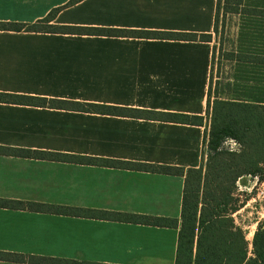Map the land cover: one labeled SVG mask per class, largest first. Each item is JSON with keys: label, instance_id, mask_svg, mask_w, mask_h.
<instances>
[{"label": "crops", "instance_id": "crops-1", "mask_svg": "<svg viewBox=\"0 0 264 264\" xmlns=\"http://www.w3.org/2000/svg\"><path fill=\"white\" fill-rule=\"evenodd\" d=\"M217 0H0V21L212 34ZM213 45L0 31V92L206 116ZM207 123V122H206ZM209 125V123H208ZM207 124L0 103V148L184 168ZM185 178L6 154L0 198L180 222ZM176 228L0 208V264H175Z\"/></svg>", "mask_w": 264, "mask_h": 264}, {"label": "trees", "instance_id": "trees-1", "mask_svg": "<svg viewBox=\"0 0 264 264\" xmlns=\"http://www.w3.org/2000/svg\"><path fill=\"white\" fill-rule=\"evenodd\" d=\"M77 0H72V2ZM220 11L238 18L237 36L221 59L230 63L229 78L218 83L213 92L212 74L207 95L206 116L150 109L104 105L91 102L35 97L0 92V103L46 107L84 113L158 120L204 126L203 147L208 148L207 162L199 168H184L106 159L74 157L44 151L0 148L6 154L39 159H57L91 165L130 168L185 178L182 212L177 219L86 210L71 206L22 202L0 198V208L58 215H94L164 228H176L178 248L175 264H264V223H260L252 240L251 256L244 230L234 215L242 208L235 197L237 183L244 176L261 179L264 172V0H217L214 32L218 33ZM57 11L35 23L0 21V31L43 34L144 38L212 43L213 34H192L151 30H128L58 25ZM215 47L212 51L211 73ZM215 94V97H213ZM228 140L240 149L224 148Z\"/></svg>", "mask_w": 264, "mask_h": 264}, {"label": "rangeland", "instance_id": "rangeland-1", "mask_svg": "<svg viewBox=\"0 0 264 264\" xmlns=\"http://www.w3.org/2000/svg\"><path fill=\"white\" fill-rule=\"evenodd\" d=\"M238 31V18L233 15H225L220 11L218 18V33H212V45L215 47L214 68L212 70L213 92L218 83H224L229 78L230 63L221 59V51L230 48L236 39ZM215 97V94H213ZM207 122V123H206ZM209 118L207 117L208 128ZM224 148L231 151H237L240 146L233 140H228ZM208 148L203 147V163L207 162ZM264 167V166H263ZM261 179L252 176H244L237 183L235 197L242 208L234 215L236 224L241 227L249 243V255L252 251V240L260 223H264V172L261 173Z\"/></svg>", "mask_w": 264, "mask_h": 264}]
</instances>
